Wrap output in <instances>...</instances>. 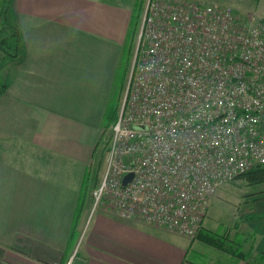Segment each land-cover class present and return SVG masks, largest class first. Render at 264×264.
Returning a JSON list of instances; mask_svg holds the SVG:
<instances>
[{"label": "crops", "instance_id": "crops-1", "mask_svg": "<svg viewBox=\"0 0 264 264\" xmlns=\"http://www.w3.org/2000/svg\"><path fill=\"white\" fill-rule=\"evenodd\" d=\"M144 1L3 5L15 53L0 66V264H248L198 237L103 205L93 211L87 200L100 123ZM255 1L264 18V0ZM201 229L212 231L204 221Z\"/></svg>", "mask_w": 264, "mask_h": 264}, {"label": "built area", "instance_id": "built-area-1", "mask_svg": "<svg viewBox=\"0 0 264 264\" xmlns=\"http://www.w3.org/2000/svg\"><path fill=\"white\" fill-rule=\"evenodd\" d=\"M125 77L94 205L196 238L218 187L264 165V18L146 0Z\"/></svg>", "mask_w": 264, "mask_h": 264}, {"label": "rangeland", "instance_id": "rangeland-1", "mask_svg": "<svg viewBox=\"0 0 264 264\" xmlns=\"http://www.w3.org/2000/svg\"><path fill=\"white\" fill-rule=\"evenodd\" d=\"M1 1L2 0H0V2ZM145 1L143 6L142 4L140 5L141 11L134 18V22L137 20L139 24L144 11ZM224 3L225 5H230L240 17H243L248 13L257 14L255 12L257 4L255 0H224ZM0 6L1 12L4 13V7L6 5L2 6L0 4ZM9 22L10 19L6 14L2 16L0 15V66L8 60L9 56L15 53L13 35L11 34L13 30L11 29ZM134 40L132 52H134L136 38H134ZM127 44L128 42L126 41L124 50L120 56V67H123L126 64L125 47ZM130 56L132 58V55ZM125 82L126 77L122 78L121 73H119L116 86L112 88L106 110L104 111L100 123L101 136L98 148L94 154L93 163L90 166L91 175L87 183L88 187L86 192L87 200L93 199L91 203L93 211H96L100 206L99 203L94 205L93 191L99 186L103 175L107 156V149L105 150L104 147H106V144L108 143L110 126L119 111ZM90 180L93 182L91 183ZM204 223L212 230V232L223 234L228 231L229 236L234 237V242L237 243L241 240V245L239 246L238 244L233 243L234 247L237 246L238 249L245 251H248L251 248L253 256H256L257 254L259 255L258 264H264V229L261 227V223H264V179H261L256 183H251L245 177H237L221 184L216 192L210 197ZM234 233L235 236L233 235ZM80 243L81 238L79 239V244ZM189 253L192 255L195 254L191 250ZM187 258L190 259L189 255Z\"/></svg>", "mask_w": 264, "mask_h": 264}, {"label": "trees", "instance_id": "trees-1", "mask_svg": "<svg viewBox=\"0 0 264 264\" xmlns=\"http://www.w3.org/2000/svg\"><path fill=\"white\" fill-rule=\"evenodd\" d=\"M7 0H2L0 2V4L3 6L5 5V2ZM1 7V6H0ZM141 11V7L140 5H138V7H136L135 13L133 15V19H132V24L130 26V30L128 33V37H127V46L126 48V64L123 67H120L119 69V73H121L122 78H124L126 76L127 73V69L129 66V62L131 59L132 55V45L134 47V43L133 40L134 38H136V34H137V30H138V24L139 22L137 20H135L134 22V18L135 16L138 15V13ZM1 12V10H0ZM140 16V15H139ZM135 41V40H134ZM126 44V43H125ZM124 50V49H123ZM13 55V54H12ZM11 55V56H12ZM118 73V75H119ZM121 86H122V82H121ZM104 149H107V144L106 147H104ZM239 177H245L246 179L249 180V182L251 183H256L261 179H264V165H260V166H256L255 168L251 169L250 171L240 175ZM196 237L200 238L201 240H203L204 242L214 245L218 248H222L224 250H228L229 252L235 254L236 256L246 259V262L248 264H258V254L256 256L252 255V251L251 248L248 251H244L241 249H238V247H234V244H238L239 246L241 245V240L240 242L238 241L237 243L234 242V238H230L229 235H227L226 233L223 234H218L212 231H205V229H199Z\"/></svg>", "mask_w": 264, "mask_h": 264}, {"label": "water", "instance_id": "water-1", "mask_svg": "<svg viewBox=\"0 0 264 264\" xmlns=\"http://www.w3.org/2000/svg\"><path fill=\"white\" fill-rule=\"evenodd\" d=\"M132 173H127L122 180V184L125 185L131 178ZM72 264H83V261L79 258H75L72 262Z\"/></svg>", "mask_w": 264, "mask_h": 264}]
</instances>
